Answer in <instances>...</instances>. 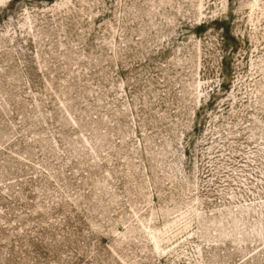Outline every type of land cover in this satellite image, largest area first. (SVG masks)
<instances>
[{"label": "rangeland", "instance_id": "374dc122", "mask_svg": "<svg viewBox=\"0 0 264 264\" xmlns=\"http://www.w3.org/2000/svg\"><path fill=\"white\" fill-rule=\"evenodd\" d=\"M0 264H264V0H0Z\"/></svg>", "mask_w": 264, "mask_h": 264}]
</instances>
